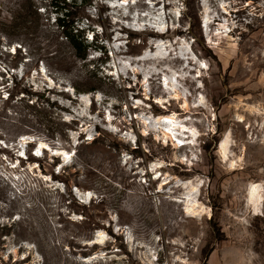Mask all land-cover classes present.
<instances>
[{
	"label": "rangeland",
	"instance_id": "1",
	"mask_svg": "<svg viewBox=\"0 0 264 264\" xmlns=\"http://www.w3.org/2000/svg\"><path fill=\"white\" fill-rule=\"evenodd\" d=\"M138 1L0 0V264H264V0Z\"/></svg>",
	"mask_w": 264,
	"mask_h": 264
},
{
	"label": "bare ground",
	"instance_id": "2",
	"mask_svg": "<svg viewBox=\"0 0 264 264\" xmlns=\"http://www.w3.org/2000/svg\"><path fill=\"white\" fill-rule=\"evenodd\" d=\"M141 2L142 1L140 0L137 3H135V5L139 4ZM167 31H168V29H167ZM158 32L162 34L163 30L162 31L158 30ZM170 43L171 42H168V44H170ZM157 47H159V46H157ZM171 48H172L171 45H168V46L166 45V49L170 50ZM134 62L137 64H139L141 62H151L152 66L145 71L143 70L142 72H139L138 70L132 69V73L134 75L141 76L140 84H141V87L144 88V92H147L149 90V83L151 81L158 80L157 84H158L159 88L162 90L163 93H166L168 91L169 87H171V85L173 84V82H177L178 80L185 79V76H183L182 74H178V71L176 73L175 70L171 69L170 67H166V68H163L165 66L160 67L159 64L162 62V60H159V58H157V59L141 58V59H135ZM182 69H184V68H182ZM130 71H128V72L130 73ZM164 73H167V74L170 73L171 77L165 78ZM172 78H173V80H172ZM118 79H120V78H118ZM174 94H176V91H174ZM175 96H178V95H175ZM78 101H80V103H82V104L84 103L83 100H78ZM154 118L156 120L155 123H156L157 128L159 126L164 127V128H162L164 131L163 132L164 136H168V135L171 136V132L173 131L172 126L174 123V114H172V115H159V116H156ZM179 127L181 128L184 136L186 135V137H183V138L190 140V141L179 142L178 147H185V146H192V145L195 146V143H196L197 138H198L197 135L190 132L191 130L189 131L185 125L178 126V128ZM227 146L228 145L223 143V142L219 145V149L222 153V157L225 160L228 159ZM195 188H197L196 185L192 189L194 190ZM261 193H262L261 185L250 184L247 195H246V204L248 207H250L252 209L253 214H255V215L260 211V205L262 202ZM196 205H197L196 203H192L190 205V207L187 208L188 210L186 211V213L188 214V216L195 217L196 215H198L200 210L197 211Z\"/></svg>",
	"mask_w": 264,
	"mask_h": 264
},
{
	"label": "trees",
	"instance_id": "3",
	"mask_svg": "<svg viewBox=\"0 0 264 264\" xmlns=\"http://www.w3.org/2000/svg\"><path fill=\"white\" fill-rule=\"evenodd\" d=\"M16 20V19H15ZM16 22V21H15ZM15 25H16V23H15ZM66 37H68L71 41H72V39H71V37H70V35H66ZM73 45H74V47L75 48H79L77 45H76V43L73 41Z\"/></svg>",
	"mask_w": 264,
	"mask_h": 264
}]
</instances>
